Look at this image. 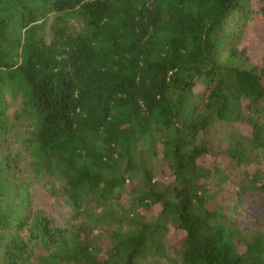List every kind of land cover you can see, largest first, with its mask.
I'll use <instances>...</instances> for the list:
<instances>
[{"label":"trees","instance_id":"16d2710c","mask_svg":"<svg viewBox=\"0 0 264 264\" xmlns=\"http://www.w3.org/2000/svg\"><path fill=\"white\" fill-rule=\"evenodd\" d=\"M162 261L264 264V0H0V264Z\"/></svg>","mask_w":264,"mask_h":264},{"label":"rangeland","instance_id":"374dc122","mask_svg":"<svg viewBox=\"0 0 264 264\" xmlns=\"http://www.w3.org/2000/svg\"><path fill=\"white\" fill-rule=\"evenodd\" d=\"M226 131V129H225ZM224 134V130H220L216 133V138L221 139ZM34 199V207H37L43 210L46 215L53 221V223L57 226L63 224V222L67 219L69 215L68 208L64 206L62 201H58L56 204L48 197L42 190H38L35 194ZM224 201L227 203L236 205L237 199L231 192H227L224 194ZM254 201V203H253ZM225 204L227 205V203ZM250 202L252 205H250ZM261 204L256 197L246 196L245 199H242V207L237 209V213L235 214L237 218L238 224H245V222L249 219L255 220L260 212ZM161 264H166L164 261Z\"/></svg>","mask_w":264,"mask_h":264}]
</instances>
